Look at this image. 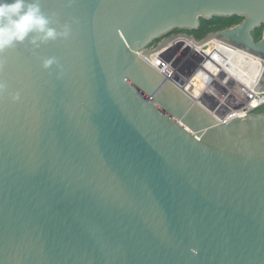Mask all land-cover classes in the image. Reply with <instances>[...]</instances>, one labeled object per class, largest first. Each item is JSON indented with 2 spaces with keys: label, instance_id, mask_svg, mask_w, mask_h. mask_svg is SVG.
Wrapping results in <instances>:
<instances>
[{
  "label": "water",
  "instance_id": "water-1",
  "mask_svg": "<svg viewBox=\"0 0 264 264\" xmlns=\"http://www.w3.org/2000/svg\"><path fill=\"white\" fill-rule=\"evenodd\" d=\"M41 7L71 36L0 53V264H264V114L220 123L150 64L264 93V0Z\"/></svg>",
  "mask_w": 264,
  "mask_h": 264
},
{
  "label": "clouds",
  "instance_id": "clouds-1",
  "mask_svg": "<svg viewBox=\"0 0 264 264\" xmlns=\"http://www.w3.org/2000/svg\"><path fill=\"white\" fill-rule=\"evenodd\" d=\"M70 36L71 26L47 16L42 10L41 0H0V53L26 41L35 52L48 42ZM57 63L55 58H48L43 61L42 67L47 70ZM5 87L0 82V93L4 92ZM19 99V93L11 96L13 103Z\"/></svg>",
  "mask_w": 264,
  "mask_h": 264
},
{
  "label": "built area",
  "instance_id": "built-area-1",
  "mask_svg": "<svg viewBox=\"0 0 264 264\" xmlns=\"http://www.w3.org/2000/svg\"><path fill=\"white\" fill-rule=\"evenodd\" d=\"M164 76L170 81V76ZM173 84L185 90L176 82H173ZM234 87L235 85L227 75L219 73L210 85V92L208 91L210 95L204 94L201 98H195L186 90L185 91L200 107L209 111L220 123H225L237 118H245L252 114H260L258 110L264 106V93L254 91V101L259 102V105L252 109H246L252 104L251 99L253 96H251V99L249 98L250 100L243 98L239 93L234 92Z\"/></svg>",
  "mask_w": 264,
  "mask_h": 264
},
{
  "label": "bare ground",
  "instance_id": "bare-ground-1",
  "mask_svg": "<svg viewBox=\"0 0 264 264\" xmlns=\"http://www.w3.org/2000/svg\"><path fill=\"white\" fill-rule=\"evenodd\" d=\"M184 36H187V35H184ZM194 42L198 43L196 40H194ZM150 64L154 68H157L158 70H160L163 76L164 75L170 76V81L172 83L176 82L182 88H184L188 93L193 95L195 98H201V96H203L204 94L210 95V93H208V91L210 92V85L213 83V81L216 79L219 73H223V75H227L231 79L232 83L235 85L234 87L235 93H239L241 97L247 98L248 100H250L251 96H253L251 99L252 104L248 106L246 109H252L256 107L257 105H259L258 104L259 102L254 101V96H255L254 91H256V89L251 84H249L245 79H243L239 74H237L234 70H232L228 65H226L224 62H220V64L216 67V69L211 73V75L206 79V81L202 84V86L197 91L181 83L179 80L173 77L170 73L164 70L161 66L155 63L152 59L150 60Z\"/></svg>",
  "mask_w": 264,
  "mask_h": 264
},
{
  "label": "trees",
  "instance_id": "trees-1",
  "mask_svg": "<svg viewBox=\"0 0 264 264\" xmlns=\"http://www.w3.org/2000/svg\"><path fill=\"white\" fill-rule=\"evenodd\" d=\"M242 22V19L239 17L234 18H227V19H213L211 21H203L199 30L196 32H193L196 38L202 37L204 34H206L209 30H212L216 27H232L233 25L240 24ZM256 41H259L262 38V30H258L254 35Z\"/></svg>",
  "mask_w": 264,
  "mask_h": 264
},
{
  "label": "rangeland",
  "instance_id": "rangeland-1",
  "mask_svg": "<svg viewBox=\"0 0 264 264\" xmlns=\"http://www.w3.org/2000/svg\"><path fill=\"white\" fill-rule=\"evenodd\" d=\"M233 26H235V25H233ZM229 28H231V27H229ZM226 29H228V28L227 27H219L218 26V27H216V28H214L212 30H209L206 34H204L200 38H196L195 35L192 32H179V31H174L170 35H168V36L164 37L163 39L159 40L158 42L154 43V45H152V47H151V50H154V49L160 47L161 45H163L164 43H166L167 41H169L170 39L174 38L177 35H189V36H193L194 38H196V40L201 41L204 38H206L208 35L216 34L218 32L224 31ZM259 113L260 114H264V110L259 111Z\"/></svg>",
  "mask_w": 264,
  "mask_h": 264
},
{
  "label": "flooded vegetation",
  "instance_id": "flooded-vegetation-1",
  "mask_svg": "<svg viewBox=\"0 0 264 264\" xmlns=\"http://www.w3.org/2000/svg\"><path fill=\"white\" fill-rule=\"evenodd\" d=\"M203 21H205L206 22V20H203V19H201V22H203ZM202 24V23H201ZM261 31V30H260ZM255 35V34H254Z\"/></svg>",
  "mask_w": 264,
  "mask_h": 264
}]
</instances>
